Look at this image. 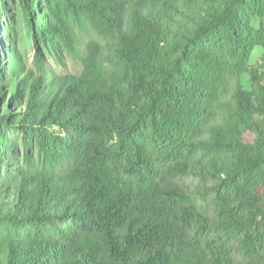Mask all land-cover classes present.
<instances>
[{
    "label": "trees",
    "instance_id": "obj_1",
    "mask_svg": "<svg viewBox=\"0 0 264 264\" xmlns=\"http://www.w3.org/2000/svg\"><path fill=\"white\" fill-rule=\"evenodd\" d=\"M7 1L0 264H264V0Z\"/></svg>",
    "mask_w": 264,
    "mask_h": 264
},
{
    "label": "rangeland",
    "instance_id": "obj_2",
    "mask_svg": "<svg viewBox=\"0 0 264 264\" xmlns=\"http://www.w3.org/2000/svg\"><path fill=\"white\" fill-rule=\"evenodd\" d=\"M7 3L9 6V10L11 12L10 17L14 18L16 20L17 19L16 11L18 10V8H17L18 1L17 0H8ZM1 21H2V23H1L2 26H3V21H5V23L7 24L5 16H1ZM253 26L256 28H260L261 26L264 27V17L263 18H255L253 20ZM20 31L23 33L22 35H23V38L25 39V42L27 45L28 54L30 56H32V48L29 45V43H30L29 35L25 29L20 30ZM263 53H264V50L262 47H256L254 49L252 57L250 59V64L251 65L256 64L260 60V58L262 57ZM66 70H68L70 73H78V72H80V65L76 64V62H74V61L68 60ZM240 84L245 90H247V91L251 90V82H250V78H249L248 74L244 73L241 75Z\"/></svg>",
    "mask_w": 264,
    "mask_h": 264
}]
</instances>
